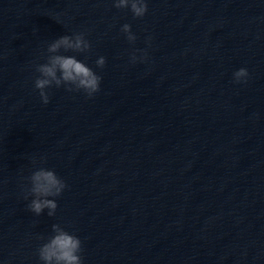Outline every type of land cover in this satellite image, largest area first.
<instances>
[{
  "label": "clouds",
  "instance_id": "9594fccd",
  "mask_svg": "<svg viewBox=\"0 0 264 264\" xmlns=\"http://www.w3.org/2000/svg\"><path fill=\"white\" fill-rule=\"evenodd\" d=\"M113 6L117 9H129L134 18H142L148 11L147 0H113ZM121 31L126 35L130 43L137 39L131 30L130 24H123ZM91 49L90 42L85 38L84 33L63 35L47 46L46 62L35 66L39 76L35 79L34 87L39 90L41 101L49 103V93L46 89L55 86H65L68 91H83L88 97L100 91L101 77L76 56L60 54L72 51L75 53H87ZM146 57V53H145ZM137 60L135 52L131 55V61ZM106 64L105 57L101 56L96 60V65L103 68ZM249 76L246 68H240L233 73L235 82H246ZM37 162L33 160V164ZM30 188L27 189L25 199L29 195L33 197L28 205L29 210L41 215L47 209V215L52 217L58 207L55 198L61 196L67 187L65 181L60 178L54 170L38 168L27 178ZM53 235L46 238L37 250L38 257L42 264H83L82 241L78 236L66 231L60 224L52 225ZM45 240V237H40Z\"/></svg>",
  "mask_w": 264,
  "mask_h": 264
}]
</instances>
